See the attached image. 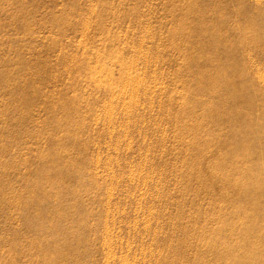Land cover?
Returning a JSON list of instances; mask_svg holds the SVG:
<instances>
[{
	"label": "rangeland",
	"instance_id": "1",
	"mask_svg": "<svg viewBox=\"0 0 264 264\" xmlns=\"http://www.w3.org/2000/svg\"><path fill=\"white\" fill-rule=\"evenodd\" d=\"M262 77L264 0H0V264H264Z\"/></svg>",
	"mask_w": 264,
	"mask_h": 264
},
{
	"label": "bare ground",
	"instance_id": "2",
	"mask_svg": "<svg viewBox=\"0 0 264 264\" xmlns=\"http://www.w3.org/2000/svg\"><path fill=\"white\" fill-rule=\"evenodd\" d=\"M86 21V20H85ZM142 38V37H141ZM141 44V43H140ZM139 44V45H140ZM143 45V44H142ZM157 47V46H156ZM182 47V46H181ZM161 50V49H160ZM158 52V51H157ZM155 53V52H154ZM119 57V56H118ZM156 57V56H155ZM134 63H135V60L133 61ZM129 64H131L130 63V61H129ZM129 66V65H128ZM131 66V65H130ZM134 66H136V65H134ZM125 67V66H124ZM126 71V70H125ZM259 72V71H258ZM153 75V74H152ZM262 75V74H261ZM260 75V76H261ZM259 78V77H258ZM264 77H262V78H260V79H263ZM132 79V78H131ZM144 79V78H143ZM130 80V79H129ZM264 80V79H263ZM93 84H96L97 83V80H96V78L95 77H93V78H91V80H90ZM124 81V80H123ZM133 81V80H132ZM138 81V80H137ZM125 83V82H124ZM135 83H137V82H135ZM125 84H127V82L125 83ZM134 84V83H133ZM137 85V87H138V84H136ZM125 87V86H124ZM136 87V88H137ZM262 87V86H261ZM263 89V88H262ZM134 90H135V88H134ZM135 93H136V91H135ZM114 94V93H113ZM125 94V93H124ZM115 96V95H114ZM111 99V98H110ZM112 101V100H111ZM112 103V102H111ZM198 105H203L204 103H202V102H200V103H197ZM207 105V104H206ZM109 106V105H108ZM208 106V105H207ZM110 108V107H109ZM108 108V109H109ZM152 109V108H151ZM210 110L208 111V115H209V117L211 116L210 114H212V115H216V114H214L213 113V110L211 109V108H209ZM130 110V109H129ZM111 111V110H110ZM210 112V113H209ZM110 113V112H109ZM112 113V112H111ZM217 113V112H216ZM218 114V113H217ZM218 117H220L219 115H217ZM161 119V118H160ZM128 120V119H127ZM144 123V122H143ZM75 143H77V142H75ZM238 150H239V154H238V156L237 157H239V158H245V159H249V158H251L252 157V153H253V151L255 150L254 149V145L252 144V143H248V144H245V145H241V146H239V148H238ZM261 150V149H260ZM60 166V165H59ZM131 171V170H130ZM218 175H219V173L217 172V169H215L212 173H211V179H213V178H217L218 177ZM203 176H204V171L202 170V169H200L198 166H194V169H193V171H192V174L190 175V179H196L197 181H198V183H202L200 180L203 178ZM252 176V175H251ZM210 180V178H207L205 181H209ZM61 182V179L58 181V183H60ZM143 184V183H142ZM169 199V198H168ZM167 224V223H166ZM157 233V232H156ZM185 234V233H184ZM157 235V234H156Z\"/></svg>",
	"mask_w": 264,
	"mask_h": 264
}]
</instances>
